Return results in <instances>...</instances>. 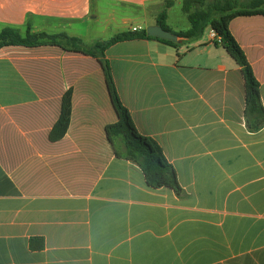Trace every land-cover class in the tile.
Listing matches in <instances>:
<instances>
[{
  "label": "crops",
  "instance_id": "1",
  "mask_svg": "<svg viewBox=\"0 0 264 264\" xmlns=\"http://www.w3.org/2000/svg\"><path fill=\"white\" fill-rule=\"evenodd\" d=\"M167 1L168 25L184 0H0V34L86 41L104 5L105 31L147 30ZM230 31L264 106V17L236 18ZM215 39L209 28L178 47L135 40L106 52L122 104L161 147L182 197L150 188L116 156L106 128L118 116L98 59L0 48V264H264V128L248 129L241 68ZM68 93L70 126L52 141ZM34 238L43 249H31Z\"/></svg>",
  "mask_w": 264,
  "mask_h": 264
},
{
  "label": "trees",
  "instance_id": "2",
  "mask_svg": "<svg viewBox=\"0 0 264 264\" xmlns=\"http://www.w3.org/2000/svg\"><path fill=\"white\" fill-rule=\"evenodd\" d=\"M174 3L167 1L164 9L157 17V25L175 34L167 25L168 10ZM182 11L187 16L190 29L176 34L181 38L192 41L201 38L207 29L216 34L214 44L223 48L241 68L245 81V111L244 117L250 131L256 132L264 128V106L261 101L260 84L240 45L230 31V23L239 17H264V0H184ZM135 40H158L178 47L170 41L152 38L147 31H127L116 35L107 41L86 45L82 39L67 34L32 33L29 31L21 36L19 31L12 28L4 29L0 34V48L5 46H56L64 51L82 53L98 59L104 70L106 83L118 121L106 128V135L112 144L115 154L140 167L147 185L155 190L168 188L179 197L184 194L173 166L167 161L161 147L153 139L140 134L129 110L122 104L112 74L106 52L114 45ZM71 94L63 99L60 118L50 134L52 141H59L66 135L71 121ZM32 250L44 248V240L34 238L30 241Z\"/></svg>",
  "mask_w": 264,
  "mask_h": 264
},
{
  "label": "rangeland",
  "instance_id": "3",
  "mask_svg": "<svg viewBox=\"0 0 264 264\" xmlns=\"http://www.w3.org/2000/svg\"><path fill=\"white\" fill-rule=\"evenodd\" d=\"M111 7L109 5H104V15L102 16V24L93 26L89 28V32H87V35H84L87 39H85L86 41H84V43L86 45H92L94 43L91 44V42H94L97 40H110L111 38H113L115 36V34H117L116 30H107L105 31L104 28V23L106 21V17L108 15V9H110ZM169 21H168V25L171 27V30L176 34L180 33L181 31H185L190 27L189 21L187 19V16L183 13L182 11V7H175L174 9H172L169 13ZM129 26L124 27L120 30V32H126L128 31Z\"/></svg>",
  "mask_w": 264,
  "mask_h": 264
},
{
  "label": "water",
  "instance_id": "4",
  "mask_svg": "<svg viewBox=\"0 0 264 264\" xmlns=\"http://www.w3.org/2000/svg\"><path fill=\"white\" fill-rule=\"evenodd\" d=\"M146 31H147V35L152 38H158L161 40L170 41L175 44H181L184 41V39L181 38L179 35L166 31L158 25L151 26Z\"/></svg>",
  "mask_w": 264,
  "mask_h": 264
},
{
  "label": "built area",
  "instance_id": "5",
  "mask_svg": "<svg viewBox=\"0 0 264 264\" xmlns=\"http://www.w3.org/2000/svg\"><path fill=\"white\" fill-rule=\"evenodd\" d=\"M138 29H134V31H137ZM214 37L216 38V34L213 32Z\"/></svg>",
  "mask_w": 264,
  "mask_h": 264
}]
</instances>
